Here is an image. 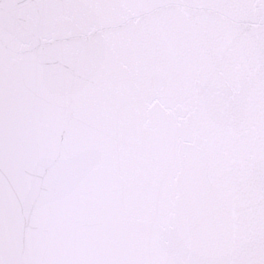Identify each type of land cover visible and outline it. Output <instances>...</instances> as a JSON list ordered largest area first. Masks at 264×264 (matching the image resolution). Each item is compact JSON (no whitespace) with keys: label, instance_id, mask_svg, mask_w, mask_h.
Returning <instances> with one entry per match:
<instances>
[{"label":"snow or ice","instance_id":"snow-or-ice-1","mask_svg":"<svg viewBox=\"0 0 264 264\" xmlns=\"http://www.w3.org/2000/svg\"><path fill=\"white\" fill-rule=\"evenodd\" d=\"M0 264H264V0H0Z\"/></svg>","mask_w":264,"mask_h":264}]
</instances>
